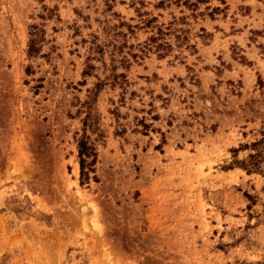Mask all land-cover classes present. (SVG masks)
I'll return each instance as SVG.
<instances>
[{
    "label": "rangeland",
    "instance_id": "1",
    "mask_svg": "<svg viewBox=\"0 0 264 264\" xmlns=\"http://www.w3.org/2000/svg\"><path fill=\"white\" fill-rule=\"evenodd\" d=\"M158 1L0 0V264H264V0Z\"/></svg>",
    "mask_w": 264,
    "mask_h": 264
},
{
    "label": "trees",
    "instance_id": "2",
    "mask_svg": "<svg viewBox=\"0 0 264 264\" xmlns=\"http://www.w3.org/2000/svg\"><path fill=\"white\" fill-rule=\"evenodd\" d=\"M163 0H160L157 2V4H162ZM176 2H180V0H175ZM205 0H181V4L182 5H186L187 7L193 9V7L196 6L197 3L202 2ZM153 20V17L150 18H144L141 20V22L145 25L148 26V24ZM168 30V29H167ZM29 35L31 36L28 39L27 42V55L29 56H34L35 54L38 53V33L37 30L35 28L34 25L30 26V32ZM164 35H166V33H164L163 31H161L160 27H155V31L154 33H152L151 35H149L147 37V39L145 40V42H143V45H141L139 47V52L140 53H145L147 51L153 50V52H155L157 57H164L169 51H170V44L167 41H164ZM174 38H179L178 35H174ZM96 51H101V48L97 45H94ZM121 48L120 46L115 45L114 43H112V50H119ZM129 55L131 57H137L138 55H136L135 53H129ZM119 62L121 63H125L127 62V60L125 59V57L123 55H121ZM89 67V65H88ZM25 72H29L28 71V67H26ZM86 74L85 70H82L81 75ZM122 78L123 74L119 73V74H112V78ZM100 83L96 82L95 83V87H98ZM35 87H39V85H35ZM88 117H89V111L86 110L85 111V116L82 119V133L79 135V137H77L75 139V147H76V157H77V162H78V169H79V179L80 181H86L88 179V174L89 173H93L94 172V163H95V148L93 147L92 143H90L88 141V137L85 133V130L87 127L90 126V124H88ZM141 126L142 128H146L147 125L143 122H141ZM242 169H244L245 171H248V169H246V167L244 166H239ZM254 170H256V168H253ZM91 178H95L94 175L91 176Z\"/></svg>",
    "mask_w": 264,
    "mask_h": 264
}]
</instances>
